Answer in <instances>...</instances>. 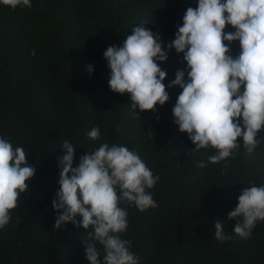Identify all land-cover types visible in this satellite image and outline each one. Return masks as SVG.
<instances>
[{"label": "trees", "instance_id": "trees-1", "mask_svg": "<svg viewBox=\"0 0 264 264\" xmlns=\"http://www.w3.org/2000/svg\"><path fill=\"white\" fill-rule=\"evenodd\" d=\"M31 3V9L15 10L0 4V137L14 148L23 147L28 164L36 168L25 182L18 208L10 210L9 223L0 228V264H88L81 241L93 229L71 222L53 227L58 213L51 203L59 188L58 157L65 140L74 145V167L87 150L108 143L137 152L159 176L149 190L156 208L141 212L134 205H121L128 211L122 238L132 241L139 264H264V221L243 240L232 232L235 221L227 220L242 188L252 186L251 181L264 186V131L258 133L261 144L252 153L241 141L227 169L223 161L207 164L215 150L193 153L187 134L173 123L172 108L182 91L178 86L166 87L169 100L163 106L157 105L155 112L137 110L138 116L126 95L108 87L103 53L109 46H121L139 24L159 33L166 46L197 0ZM225 31L234 29L226 25ZM230 48L233 57L239 54L238 42ZM87 65L93 66L91 74ZM159 66L167 72V86L186 62L173 49ZM93 127L101 132L95 142L87 136ZM200 161L207 166L197 167ZM217 220L231 240L214 238ZM97 247L103 264V247Z\"/></svg>", "mask_w": 264, "mask_h": 264}, {"label": "clouds", "instance_id": "clouds-1", "mask_svg": "<svg viewBox=\"0 0 264 264\" xmlns=\"http://www.w3.org/2000/svg\"><path fill=\"white\" fill-rule=\"evenodd\" d=\"M0 4L12 10L32 8L31 0H0ZM226 25L234 31H225ZM233 42L240 47L235 57L230 48ZM173 49L183 54L186 68L178 69L166 86L167 72L159 62L166 61ZM103 57L109 89L126 95L136 116L137 110L155 112L157 105L163 106L169 100L166 87L182 90L172 108L173 123L187 134L193 153L215 150L207 164L223 161L227 169L241 141L248 153L261 144L257 136L264 131V0H197L196 8L186 9L175 38L166 46L162 47L159 33L139 24L121 46H109ZM86 71L91 74L93 66L87 65ZM87 136L93 142L100 140V129L93 127ZM61 148L59 188L51 203L58 213L53 227L61 229L71 222L93 229L81 241L88 264H102L97 243L105 253L103 264H139L132 241L122 238L128 211L121 205H134L141 212L156 208L149 190L159 176L137 152L123 145L102 143L81 155L75 167L74 145L65 140ZM27 155L23 147L14 148L0 137V228L9 223L10 210L18 208L21 193L28 187L25 182L35 175ZM207 164L200 161L197 167ZM250 184L242 188L237 206L227 214V220L235 221L232 232L243 240L251 237L258 221H264V186ZM214 229L217 241L232 239L222 221L217 220Z\"/></svg>", "mask_w": 264, "mask_h": 264}]
</instances>
